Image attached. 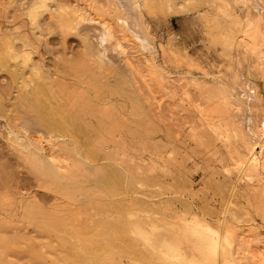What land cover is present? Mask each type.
<instances>
[{"label": "rangeland", "instance_id": "rangeland-1", "mask_svg": "<svg viewBox=\"0 0 264 264\" xmlns=\"http://www.w3.org/2000/svg\"><path fill=\"white\" fill-rule=\"evenodd\" d=\"M32 1L0 0V47L30 52L28 65L55 80V99L47 93L41 107L55 109L52 118L66 121L75 138L50 136L35 112L17 107L15 99L30 91L28 69L11 78L0 65V264H154L131 239L129 214L145 229L180 218L225 225L237 243L241 232L264 224L234 171L232 147L206 125L217 116L222 86L235 96L220 60L231 54L233 64L250 68L235 44L231 53L223 45L226 35L238 37L232 25L234 14L244 15L240 0H144L141 10L134 0H52L53 17L42 12L39 28L25 15ZM58 5L84 8L90 19L52 25ZM257 76L264 101V72ZM28 143L41 157H26ZM51 152L65 170L44 169ZM262 226L253 233L259 246ZM247 257L241 260L252 264Z\"/></svg>", "mask_w": 264, "mask_h": 264}, {"label": "bare ground", "instance_id": "bare-ground-1", "mask_svg": "<svg viewBox=\"0 0 264 264\" xmlns=\"http://www.w3.org/2000/svg\"><path fill=\"white\" fill-rule=\"evenodd\" d=\"M49 1L52 2V0H33L30 4L27 5L25 15L30 26L35 28L41 27L39 25L38 18H40L42 12L49 13V15H47L49 16V18L53 17V15L48 11V8H50L48 5ZM143 1L144 0H134L135 7L137 6V8L140 10L143 6L145 7V5H143ZM248 1H251L250 3L252 5L246 6L248 4ZM232 2L234 1L232 0ZM236 3L240 7L241 11H244V15L242 18L238 17L240 15H233L237 24L232 26H235L236 36L238 37L234 39V35L232 33H229L232 34L231 36L233 37H231L230 35H226V38H230L226 41V44L224 43L223 45L227 48L225 50H227L228 53H231V51H233V45L235 44L240 50L238 54L241 53L242 55L250 57L251 64L249 70L242 69V67L240 66L242 63L233 64L231 60H234V57L231 58V54L229 55L223 50L225 52L224 57H226L227 54L229 56V60H226V58L220 60V62L218 63V67H220L221 70H224H222L223 73H226V78L230 83V86L234 88L233 90L235 91V94L234 92L233 94L235 96L232 97L228 93H225L228 90H226L227 88L225 90L222 89L225 88V86H222L221 90L224 91V93H222L224 95L222 96L220 93V104L219 106H217L218 108L215 109L216 111H213V116H217L214 118L212 117V122H207L206 125L207 128L217 138L222 139L223 145L225 144L224 147L227 146L225 147L227 148V151H229L228 149L232 147V152L230 150L231 153H228L231 156L229 157L230 159H236L234 160V171L238 173L237 178L241 182H245V185L248 186V191L251 192V194L249 195H251V197L253 196L252 198L256 200L255 202L253 200L254 203H258L257 205L260 208L262 218H264V105H262L264 101L260 99L262 95H260L261 97L259 98V93L261 91L258 92L259 89H257V87L260 86L256 85L257 77H259L257 76V74H261L262 72H264V24H262L264 23L262 22L264 21V0H240V2H235V4ZM145 4V8H147L148 2H145ZM59 5L55 6L56 10L54 11L58 12H56L57 15L54 14L55 19L53 18V21L52 19H50L52 22H54L52 23V25L55 24L57 27H61V25H64L66 23L71 24L72 22H74L79 24L90 19L87 18L88 13L84 12V8H80L81 10H84L81 11L78 10L77 6L75 8H72L74 6H68L69 8H72L68 9V7L62 8L63 5ZM148 8H150V6ZM142 10L145 9L143 8ZM254 10L255 12H257V14L254 13ZM147 11H149V9ZM63 20H65V22ZM51 21L50 25H44L45 28L50 26L48 28L50 30ZM100 25L101 29L108 35L106 36L104 34L105 38L112 37L113 32L110 26L105 22H102ZM144 31L147 32V30L145 29ZM222 39H224V36ZM26 42L27 39L25 40L24 38L23 43L25 44ZM24 46L26 47V45ZM224 46L220 47L223 49L225 48ZM235 52H237L236 49ZM238 54H236L235 57ZM218 56H222V54ZM239 57L241 59L242 56ZM239 57L237 56L238 59L235 58V60L238 61ZM187 61L186 63H188ZM242 61H244V59H242ZM245 61L247 62V60ZM10 62H13L14 64L13 70L10 68ZM29 62L30 52L24 50L15 51L8 42H4L0 47V65L3 66V69L8 72L11 78L16 76L17 69L21 71V74L23 73L25 68L28 69V80L31 83L30 91H26L15 99L16 106L23 107L28 111L35 112V121L40 126L47 129L50 136L57 134L60 136L63 135L65 137H68L71 140L74 139L75 134H73L72 130L69 129V125L66 121H62L61 119V121H56L52 118V115L55 113V109L54 111H47V109L41 107L43 106L40 103V101H43V99L41 98L43 96L46 97L47 93H49L48 98L50 103L52 99H55V88L59 85L55 82V80H53L51 76L48 77V73H44V71L40 69L39 65H28ZM239 62H241V60L238 61V63ZM0 68L2 69V67ZM25 73L26 71L24 72V74ZM215 73H219V75L221 74L220 71ZM259 79L260 77L258 78V81ZM262 79H264V77H262ZM230 90H232V88ZM46 100L47 99H45V101ZM1 105H3V98L0 99V106ZM60 108L61 107L59 106V109L58 111L56 110V113L60 114L61 116L62 111L60 110ZM34 144H26L27 147H31V151H28L30 152V154L26 153V157L28 159L33 158L34 156L41 157L39 155V152L42 150L38 148L39 146H37V144ZM238 148H242L243 155H239ZM53 154L51 152L49 154L48 161L44 162V169H49L51 172H53L54 168L57 170H65V166L64 164H62V162H64L63 159H60L59 156L57 157V155L54 156ZM30 155L33 157H31ZM30 210L26 211L29 212ZM26 211V215H24L29 216L27 214H31V212L28 213ZM129 215L130 224L127 225L130 226L128 227L129 235L132 237L131 239L142 248L144 255L152 258L154 264H247L248 257L253 260L249 263L264 264V246H259L257 245L258 242H254L258 241L259 235L257 234L258 236H256V233L253 234L255 231H258V227H261L264 224L260 226V223L258 225L255 223L256 226H258L256 228L257 230L255 229V231L254 229H250L248 227L245 232L243 230V232L240 231V236L242 239L238 238L240 241L237 243L235 242V234H232L230 232L232 231L230 230L231 228L229 229L227 227L229 231L227 229H224L226 227L225 225V227L223 226V228L215 227V229H212L206 224L198 222V220H196L195 218H190L187 220L185 218H180L178 223L163 224L160 229L154 225H150L148 229H145L138 215ZM239 221L240 220H238L237 223H239ZM251 222L254 223L255 221ZM262 223H264V221H262ZM237 228L239 227L237 226L236 229ZM251 235L256 236L255 238L257 240L251 239ZM244 257H247L246 263L241 260V258L243 259Z\"/></svg>", "mask_w": 264, "mask_h": 264}]
</instances>
